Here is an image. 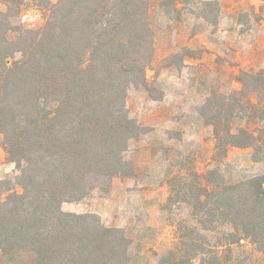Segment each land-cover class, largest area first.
Returning <instances> with one entry per match:
<instances>
[{
	"label": "trees",
	"instance_id": "1",
	"mask_svg": "<svg viewBox=\"0 0 264 264\" xmlns=\"http://www.w3.org/2000/svg\"><path fill=\"white\" fill-rule=\"evenodd\" d=\"M0 1V147L20 188L0 180V264H131L132 243L121 229L61 206L108 189L114 177L135 176L123 153L143 127L129 116L126 99L130 86L147 88L150 3ZM26 1L47 12L42 27L20 24ZM238 81L241 89L229 97L241 103L223 99L216 111L209 98L200 109L212 128L215 161L231 148H251L264 160V130L249 128L263 118L264 70H240ZM236 119L245 125H233ZM191 207L202 230L229 225L226 246L245 240L264 256V173L223 183L214 171H195ZM201 247L195 239V257ZM185 251L157 264H193Z\"/></svg>",
	"mask_w": 264,
	"mask_h": 264
},
{
	"label": "rangeland",
	"instance_id": "2",
	"mask_svg": "<svg viewBox=\"0 0 264 264\" xmlns=\"http://www.w3.org/2000/svg\"><path fill=\"white\" fill-rule=\"evenodd\" d=\"M148 1L150 11L161 2L169 14L178 16L170 11L172 0ZM183 1L188 12L184 11L181 18L193 29H164L165 24L152 8L154 55L145 71L148 89L130 86L127 91L129 116L143 127L142 134L129 140L123 153V159L134 166L135 176L114 177L108 189H94L79 201L63 203L61 209L67 213L95 214L105 226L121 229L132 243L131 264H157L161 258L185 248L193 264H264V256L247 241L224 244L222 235L231 231L229 225L218 226L214 231L202 230L191 207L195 202V171L201 175L214 171L223 183L264 173V160H258L262 156H255L251 148H231L224 158L215 161L212 128L200 114L209 98L216 111L223 99L241 103L237 97H229L241 89L240 70L262 68L240 66L221 47L214 46L212 51L195 43L196 31L217 30L221 8L218 0ZM4 9L0 1V10ZM46 15L45 10L26 1L21 6L20 24L38 29ZM247 16L240 13L238 21L247 24ZM199 18L215 27L198 29L205 25ZM186 36L191 46L185 44ZM261 110L263 118L249 124L250 129L264 130V108ZM232 124L245 125L244 120L237 119ZM16 174L14 164L6 160L0 147V180H9L13 190L20 192L15 184ZM6 195L3 193L1 198ZM196 233L201 238L195 237ZM195 239L203 249L198 248L196 257Z\"/></svg>",
	"mask_w": 264,
	"mask_h": 264
},
{
	"label": "crops",
	"instance_id": "3",
	"mask_svg": "<svg viewBox=\"0 0 264 264\" xmlns=\"http://www.w3.org/2000/svg\"><path fill=\"white\" fill-rule=\"evenodd\" d=\"M220 12L217 20V30L215 31H196L195 43L199 42L202 48L214 51V46L221 47L228 51V56L240 66H253L264 69V0H218ZM170 11L177 13L173 17L164 9L161 2L152 6L154 13L157 12L161 22L165 24L164 29H193V25L184 22L185 8L183 0H172L169 4ZM240 13H247V24L243 25L238 21ZM201 28L213 29L215 25L208 24L202 18ZM188 36L185 38V44L191 46Z\"/></svg>",
	"mask_w": 264,
	"mask_h": 264
}]
</instances>
